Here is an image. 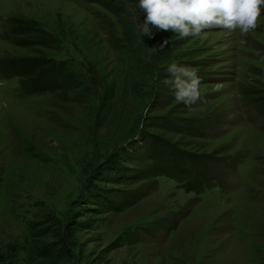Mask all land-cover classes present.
I'll return each mask as SVG.
<instances>
[{"label": "rangeland", "instance_id": "rangeland-1", "mask_svg": "<svg viewBox=\"0 0 264 264\" xmlns=\"http://www.w3.org/2000/svg\"><path fill=\"white\" fill-rule=\"evenodd\" d=\"M126 4L134 45L123 39L125 16L95 2L0 0V59L45 54V74L54 61L74 83L66 92L23 95L20 77L0 74V264H264V117L254 104L264 103V15L248 34L216 28L166 37L179 45L175 52H193L183 59H200L190 67L207 76L202 101L189 110L144 66L164 31L144 35L138 0ZM13 15L41 25L55 47L39 52L4 37ZM180 117L215 129L202 137L165 127ZM156 137L210 156L222 180L197 192L166 175L141 178L148 161L131 159ZM110 161L134 177H97ZM91 181L110 194L144 193L113 210L88 202ZM53 212L59 226L46 221ZM71 220L72 228L58 229Z\"/></svg>", "mask_w": 264, "mask_h": 264}, {"label": "trees", "instance_id": "trees-1", "mask_svg": "<svg viewBox=\"0 0 264 264\" xmlns=\"http://www.w3.org/2000/svg\"><path fill=\"white\" fill-rule=\"evenodd\" d=\"M86 1L100 4L102 7L117 15L119 19L120 17L122 18V16H125L123 17L124 21L122 19L119 20L123 29V39L127 44L134 45L136 43L137 30L134 27H131V23L127 18L128 10L126 8V2L128 0ZM32 21V19H20L15 15L8 16L3 23V36L12 43L22 47H38L36 50L39 52L42 48L47 49L55 47L56 39L48 34L41 25ZM167 36H175V33L164 31L163 34L160 33V35H158L156 41L158 47L156 51H154L156 53L154 54L152 51L151 55H148L146 64L144 65L146 71L150 75L156 77V82L162 81L168 77L166 68L172 62L187 66L202 64L200 59H193L194 57H190L191 59H183L189 58L188 56L193 52H175L179 45L171 46L172 43L167 40ZM166 40L168 41L167 44L164 43ZM185 42V40L180 41V43ZM35 56L16 57V59L9 60L0 59V74L5 78L20 77L21 84L19 83V87L23 95H35L48 91L55 92L58 90L66 92L74 86V83L71 81L72 78L69 74V70L65 69L62 64H56V62L53 61L54 63L52 62L51 66L54 65L55 67L54 73L45 74L50 61L44 57L45 54H35ZM199 77L200 79H204L207 76ZM112 90H114V88ZM110 95L111 93L106 98L108 99ZM262 96L264 97V95ZM254 104L255 109L264 117V103L254 102ZM180 118L181 119L167 118V121L164 123L165 127L178 133L192 135L198 134L202 137L215 129V125L210 123L197 122L190 117ZM145 142L146 143L143 142L142 148L138 149L139 151L136 152L137 155L131 159L132 161L137 159L138 161L143 160L145 163L148 161V165L140 167L139 169V175L142 176L141 178L147 179L152 176L157 177L159 175H166L175 179L178 184L185 187L187 191L197 192H202L211 188L223 178L212 170L213 168L211 164L214 163V161H212L211 157L208 155L201 153L194 154L190 151H186L179 146V143L172 142L163 137H156L153 140L147 139ZM116 162L117 161H110L108 163L109 166L105 170H101L99 173L100 175H97V177L101 176V173H105L102 176L105 175L107 178L120 180V183H126L129 179L134 177V170L127 173L121 171L122 166ZM236 163L237 162L230 163L227 166H229V169L231 168V170H233L236 168ZM110 171L113 172V175L107 173ZM97 187L98 186L93 184L92 181L89 183L87 189L91 190L92 193L90 194L88 202L101 204L102 206L113 210H121L125 205L136 203V201L142 198V194L144 193L139 192L136 189H117L115 190V193L110 194L106 190L107 187H100L99 190H97ZM45 216H47V222H51L53 226H59L60 218L57 214L53 212L52 215L49 214ZM72 221L73 220H71L69 224L65 223V225L63 223L58 229L60 230L64 226L67 229L72 228L73 224H75ZM175 222L170 224L168 228H175ZM66 244L68 245V243ZM68 252L70 253V250Z\"/></svg>", "mask_w": 264, "mask_h": 264}, {"label": "clouds", "instance_id": "clouds-1", "mask_svg": "<svg viewBox=\"0 0 264 264\" xmlns=\"http://www.w3.org/2000/svg\"><path fill=\"white\" fill-rule=\"evenodd\" d=\"M138 8L145 15L140 25L144 35L152 36L153 29H158L174 32L180 38L201 37L216 28L243 35L260 26L264 0H138ZM166 72L164 83L171 86L176 102L191 110L202 101L197 68L172 62ZM219 88L217 85L216 90Z\"/></svg>", "mask_w": 264, "mask_h": 264}]
</instances>
